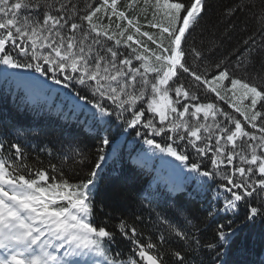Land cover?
Here are the masks:
<instances>
[{
	"label": "snow or ice",
	"instance_id": "1",
	"mask_svg": "<svg viewBox=\"0 0 264 264\" xmlns=\"http://www.w3.org/2000/svg\"><path fill=\"white\" fill-rule=\"evenodd\" d=\"M208 7V0H0V65L82 86L76 97L91 110L88 131L98 141L94 165L73 184L65 169L85 164L82 149L47 166L29 163L28 146L0 131V264H194L202 250L212 264H228L233 238L264 225V0H234L221 13L223 31L198 41ZM241 13L255 29L225 51ZM113 125L151 154L174 157L197 186L168 182L161 202L159 187L133 194L118 185L106 195L127 206L114 227L99 223L97 187L115 155ZM38 150L53 155L47 145ZM177 194L210 195L206 214ZM149 225L158 226L155 239L145 237ZM118 240L129 252L113 247Z\"/></svg>",
	"mask_w": 264,
	"mask_h": 264
},
{
	"label": "trees",
	"instance_id": "2",
	"mask_svg": "<svg viewBox=\"0 0 264 264\" xmlns=\"http://www.w3.org/2000/svg\"><path fill=\"white\" fill-rule=\"evenodd\" d=\"M233 2L234 0H208L207 15L197 32L193 34L198 41L207 40L210 32H216L218 35L223 31L225 24L221 22V13ZM233 22L236 29L231 34V40L225 42V51L238 46V42L255 29V22L250 14L241 13ZM256 39L259 41L260 37L257 35ZM81 90L80 85L66 88L39 73L0 65V131L7 129L8 138L12 142L28 146L29 163H35L39 158L43 166H47L50 162L59 161L60 152L74 147L82 149L89 157L85 164H73L65 169V178L73 184L86 177L94 165L98 143L88 131L94 123L92 112L76 97V92ZM77 104L81 106L76 107ZM19 108H25L27 115L16 117L14 111ZM113 136L116 140L112 145L115 155L110 154V158L103 165L97 187L99 207L96 209V215L99 223L112 228L118 222L117 218L121 212L125 210L127 206L125 202L114 203L106 195L118 185L126 186L133 194L141 191L146 193L148 190L155 191L159 187L158 198L161 202L168 199L165 186L168 182L184 183L189 190L197 186L199 178L194 179L195 174L185 178V173L176 168L179 161L174 157L160 153L158 150L155 154H151L142 140L128 133H117L115 125H113ZM155 139L163 143L161 137ZM44 145L53 148L52 156L38 150ZM145 151H149L150 158L144 156ZM176 200L192 207L201 216L206 214L211 203L210 195L207 199L201 196L196 201H190L186 195L179 194ZM242 218L243 212L236 218V222L239 223ZM157 227L149 225L145 229V237L151 235L155 239ZM254 240L261 242L255 243ZM113 247H119L125 253L130 250V245L126 241L118 240L117 245ZM197 255L198 260L194 264H212L213 256L208 250H202ZM224 259L228 264H264V225L257 223L240 231L233 238V243Z\"/></svg>",
	"mask_w": 264,
	"mask_h": 264
},
{
	"label": "bare ground",
	"instance_id": "3",
	"mask_svg": "<svg viewBox=\"0 0 264 264\" xmlns=\"http://www.w3.org/2000/svg\"><path fill=\"white\" fill-rule=\"evenodd\" d=\"M254 242H255V243H259V242H261V240H254ZM249 244H250V243H249ZM240 245H241V246H244L243 243H240ZM245 246H247V244H246ZM252 249H253V248H252Z\"/></svg>",
	"mask_w": 264,
	"mask_h": 264
}]
</instances>
